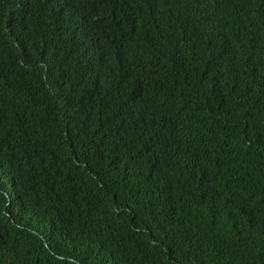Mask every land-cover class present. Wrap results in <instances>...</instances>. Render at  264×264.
Instances as JSON below:
<instances>
[{
  "label": "trees",
  "instance_id": "obj_1",
  "mask_svg": "<svg viewBox=\"0 0 264 264\" xmlns=\"http://www.w3.org/2000/svg\"><path fill=\"white\" fill-rule=\"evenodd\" d=\"M0 264H264V0H0Z\"/></svg>",
  "mask_w": 264,
  "mask_h": 264
}]
</instances>
